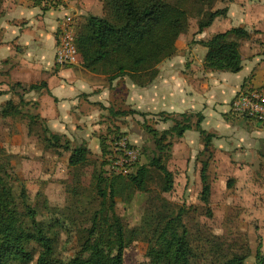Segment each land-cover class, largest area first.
<instances>
[{"label": "rangeland", "instance_id": "1", "mask_svg": "<svg viewBox=\"0 0 264 264\" xmlns=\"http://www.w3.org/2000/svg\"><path fill=\"white\" fill-rule=\"evenodd\" d=\"M231 1L216 0L212 10L228 7V12L225 17L216 19L200 38L207 40L232 27L249 29L251 42L242 43L239 50L244 59L255 56L258 62L244 88L249 82L255 87L264 86V0ZM79 3L88 9L89 14H101L95 0H79ZM189 16L188 31L179 39L177 49H185V54L200 62L198 16L194 10H190ZM82 18L77 16L75 22L80 23ZM124 81L130 82L126 78L116 85ZM20 93L25 100L32 101L28 93L22 90ZM126 98L113 104V110H133ZM12 99L16 103L19 101L15 92H12ZM112 102L109 100V105ZM4 104L0 101V109ZM101 108V116L97 115L94 120L96 130L89 135L83 134L84 126L78 123L79 131L70 139L71 146L84 143L90 151L88 163L79 168L68 166L69 152L46 147L38 125L29 126L28 120L22 117L0 116V175L20 210L26 204L37 212L40 222L50 225L59 221L62 225V229L55 228L58 232L56 256L69 259L88 240L93 215L103 207L93 180L94 175L101 174L106 179L107 191H112L109 195L115 202V215L125 228H139L148 209L153 213L160 212L163 205L171 216L183 210V223L193 250L191 264H219L223 258L232 256L244 257V264H256V254L264 253V124L237 117L229 111L220 119L209 121L206 131L215 138L208 148L196 130L189 131L195 135L191 141L188 139L190 134L180 139L172 138V151L166 163L174 175L172 191L161 193L162 176L149 167L146 192L140 193L133 190L128 178L139 166L148 165V155L153 149L143 124L147 122L150 127L162 131L172 122L164 123L158 115L154 118L139 115L112 117L107 111L109 106ZM33 111L36 113L35 109ZM117 135H123L132 147L139 150L136 163L126 175L113 172L102 156L107 152L109 139ZM100 142H105V154H102ZM203 160H209L211 196L208 204L200 198L199 172ZM215 244L222 245V254H215ZM146 251V242L136 240L125 250L123 264L146 263Z\"/></svg>", "mask_w": 264, "mask_h": 264}, {"label": "trees", "instance_id": "2", "mask_svg": "<svg viewBox=\"0 0 264 264\" xmlns=\"http://www.w3.org/2000/svg\"><path fill=\"white\" fill-rule=\"evenodd\" d=\"M43 1L50 9L61 5L60 0ZM3 2L4 0H0V5ZM101 2L102 16H83L80 23L75 22L76 16L72 18V26L79 60L77 66L92 74L104 76L110 86L114 81L124 78H128L139 87L150 84L158 75V66L175 54L178 39L188 31L190 10H194L199 17L198 34L208 29L217 18L225 17L228 12V7L213 11L216 0L173 2L101 0ZM250 37V30L233 27L214 34L205 41L197 42L206 50L203 58L205 70L239 73L243 68L240 42ZM17 87L24 93L47 89L45 82L31 84L27 89L21 85ZM13 89L12 92L16 93L19 101L17 103L14 99L6 101L0 109V116L26 118L29 126H39L43 142L48 149L69 152V167L79 168L86 165L90 154L86 144L71 146L70 139L65 135L52 132L46 121L38 114L39 103L25 100L23 93L18 94L21 90ZM117 103L120 102L114 100L107 108L112 117L128 115L147 117L146 114L135 110L117 112L112 107ZM156 115L161 116L164 123L170 121L172 125L159 131L150 127L147 122L143 124L153 149L148 155V165L139 166L128 181L134 191L145 193L151 167L161 174L163 181L161 193L167 194L174 186V175L166 165L172 151L170 140L174 137L180 139L187 131L196 130L202 137L204 146L208 148L215 135L203 129L204 116L201 113L161 112ZM194 119L196 121H193ZM121 137L123 135L115 136ZM104 146L105 142H100L102 154L106 152ZM200 165V198L204 204H208L211 196L209 160L201 161ZM93 180L103 207L93 215L92 230L81 250L69 259L63 260L56 256L58 232L55 230L57 226L62 229V225L59 221L50 225L40 222L37 212L26 204L20 210L17 200L9 193L0 175V264H123L125 250L138 239H143L147 244V262L143 264H191L193 250L183 223V210L171 216L165 212L163 205L160 206V212L153 213L148 209L142 218V225L139 228L128 229L115 215V202L109 195L112 191L110 189V192L107 191L106 179L101 174H96ZM213 248L216 255L222 254V245L215 244ZM255 260L256 264H264V253L258 252ZM244 263V257L232 256L223 258L219 264Z\"/></svg>", "mask_w": 264, "mask_h": 264}, {"label": "crops", "instance_id": "3", "mask_svg": "<svg viewBox=\"0 0 264 264\" xmlns=\"http://www.w3.org/2000/svg\"><path fill=\"white\" fill-rule=\"evenodd\" d=\"M95 1L100 15L89 14L79 0H60L61 5L52 9L43 0H4L0 5L1 102L11 100L12 89L18 85L27 88L31 84L45 82L47 89L29 92L28 96L39 103L38 114L49 129L68 139L78 133V123L84 126L83 134L89 135L96 130L94 120L97 115L101 116V106L108 107L109 100L118 99L121 102L127 94V104L147 117L154 118L161 112L201 113L204 116L202 127L206 130L210 120L215 121L229 113L236 92L256 71L258 61L255 56L251 59L242 57L243 68L236 74L207 71L203 66L206 50L199 44L200 62H196L192 55L185 54V49H177L176 55L158 66L157 77L145 87L127 81L117 86L121 79L110 86L104 76L92 74L79 66H57L54 61L55 44L63 17L71 14L102 16V2ZM204 33L205 30L201 34ZM201 34L198 42L205 41L200 38ZM250 40L251 37L241 41L240 46ZM187 134H190V141L195 138L189 131L184 137Z\"/></svg>", "mask_w": 264, "mask_h": 264}, {"label": "built area", "instance_id": "4", "mask_svg": "<svg viewBox=\"0 0 264 264\" xmlns=\"http://www.w3.org/2000/svg\"><path fill=\"white\" fill-rule=\"evenodd\" d=\"M72 18L71 15L63 17L57 30L54 61L59 66L78 65ZM250 84L236 92L230 103V112L237 117L264 124V86L255 87ZM138 156L139 150L132 147L125 137H121L109 139L108 149L103 158L113 172L126 175L136 163Z\"/></svg>", "mask_w": 264, "mask_h": 264}]
</instances>
